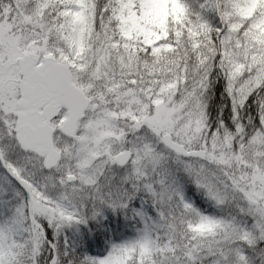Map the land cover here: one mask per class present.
Listing matches in <instances>:
<instances>
[{
    "label": "snow or ice",
    "instance_id": "snow-or-ice-1",
    "mask_svg": "<svg viewBox=\"0 0 264 264\" xmlns=\"http://www.w3.org/2000/svg\"><path fill=\"white\" fill-rule=\"evenodd\" d=\"M0 264H264V0H0Z\"/></svg>",
    "mask_w": 264,
    "mask_h": 264
}]
</instances>
